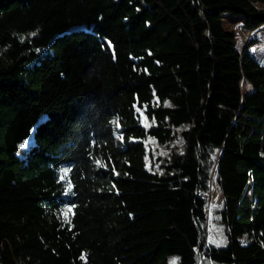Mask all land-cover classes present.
<instances>
[{
    "label": "trees",
    "instance_id": "1",
    "mask_svg": "<svg viewBox=\"0 0 264 264\" xmlns=\"http://www.w3.org/2000/svg\"><path fill=\"white\" fill-rule=\"evenodd\" d=\"M226 11L264 27V0H0V264H264V64Z\"/></svg>",
    "mask_w": 264,
    "mask_h": 264
},
{
    "label": "rangeland",
    "instance_id": "2",
    "mask_svg": "<svg viewBox=\"0 0 264 264\" xmlns=\"http://www.w3.org/2000/svg\"><path fill=\"white\" fill-rule=\"evenodd\" d=\"M245 16H240L239 20H236V16L229 11L223 13V25L224 28L236 34L235 46L239 51L245 52L248 51L250 55H252L259 62L264 64V27L261 31L257 30L252 33H246L243 31L242 27L245 22ZM256 33L255 35H253ZM248 90H252L250 87H246ZM29 142L25 143L24 146L26 148L29 147ZM210 200L212 203L221 202L223 199L220 195L211 194ZM67 212V221L71 219V211L65 210L63 212V217L65 219L64 213ZM2 259L6 264H21L20 257L18 252L12 246V244L5 240L3 244L2 250ZM168 264H176V260H169Z\"/></svg>",
    "mask_w": 264,
    "mask_h": 264
},
{
    "label": "snow or ice",
    "instance_id": "3",
    "mask_svg": "<svg viewBox=\"0 0 264 264\" xmlns=\"http://www.w3.org/2000/svg\"><path fill=\"white\" fill-rule=\"evenodd\" d=\"M33 35H35V33H33ZM68 211H71V209H69ZM67 215H68V213L65 212V213H64V216H65V220H66V221H67ZM67 222H70V221H67ZM217 243H219V242H217Z\"/></svg>",
    "mask_w": 264,
    "mask_h": 264
},
{
    "label": "bare ground",
    "instance_id": "4",
    "mask_svg": "<svg viewBox=\"0 0 264 264\" xmlns=\"http://www.w3.org/2000/svg\"><path fill=\"white\" fill-rule=\"evenodd\" d=\"M256 33H254L253 35H255Z\"/></svg>",
    "mask_w": 264,
    "mask_h": 264
}]
</instances>
